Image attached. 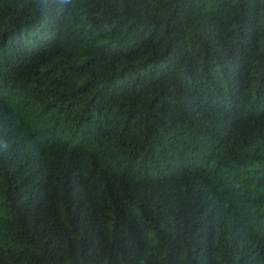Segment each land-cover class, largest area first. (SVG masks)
Returning <instances> with one entry per match:
<instances>
[{"label": "trees", "instance_id": "trees-1", "mask_svg": "<svg viewBox=\"0 0 264 264\" xmlns=\"http://www.w3.org/2000/svg\"><path fill=\"white\" fill-rule=\"evenodd\" d=\"M0 264H264V0H0Z\"/></svg>", "mask_w": 264, "mask_h": 264}]
</instances>
